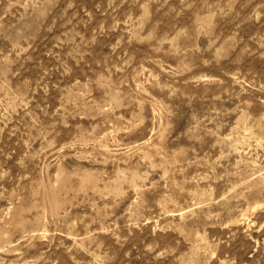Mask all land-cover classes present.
Listing matches in <instances>:
<instances>
[{
  "label": "rangeland",
  "instance_id": "374dc122",
  "mask_svg": "<svg viewBox=\"0 0 264 264\" xmlns=\"http://www.w3.org/2000/svg\"><path fill=\"white\" fill-rule=\"evenodd\" d=\"M0 264H264V0H0Z\"/></svg>",
  "mask_w": 264,
  "mask_h": 264
}]
</instances>
